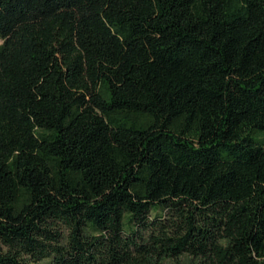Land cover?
<instances>
[{"label": "trees", "instance_id": "16d2710c", "mask_svg": "<svg viewBox=\"0 0 264 264\" xmlns=\"http://www.w3.org/2000/svg\"><path fill=\"white\" fill-rule=\"evenodd\" d=\"M167 259L264 264V0H0V264Z\"/></svg>", "mask_w": 264, "mask_h": 264}, {"label": "rangeland", "instance_id": "374dc122", "mask_svg": "<svg viewBox=\"0 0 264 264\" xmlns=\"http://www.w3.org/2000/svg\"><path fill=\"white\" fill-rule=\"evenodd\" d=\"M179 259H178L179 261L184 262L185 259H186V257H180ZM175 263H176V260H174V259H167V260H164L162 264H175Z\"/></svg>", "mask_w": 264, "mask_h": 264}]
</instances>
